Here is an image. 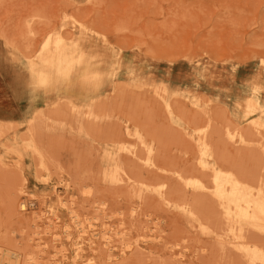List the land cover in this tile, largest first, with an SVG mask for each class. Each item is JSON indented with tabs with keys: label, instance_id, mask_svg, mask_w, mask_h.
<instances>
[{
	"label": "rangeland",
	"instance_id": "obj_1",
	"mask_svg": "<svg viewBox=\"0 0 264 264\" xmlns=\"http://www.w3.org/2000/svg\"><path fill=\"white\" fill-rule=\"evenodd\" d=\"M0 45V264H264V0H0Z\"/></svg>",
	"mask_w": 264,
	"mask_h": 264
},
{
	"label": "clouds",
	"instance_id": "obj_2",
	"mask_svg": "<svg viewBox=\"0 0 264 264\" xmlns=\"http://www.w3.org/2000/svg\"><path fill=\"white\" fill-rule=\"evenodd\" d=\"M69 78L70 73H65L62 66L58 67L54 59L49 64L38 67L34 74H29L31 88L38 93L54 90L67 83ZM105 81L106 75L91 66L85 67L80 77V84L93 92L100 91L105 86Z\"/></svg>",
	"mask_w": 264,
	"mask_h": 264
},
{
	"label": "crops",
	"instance_id": "obj_3",
	"mask_svg": "<svg viewBox=\"0 0 264 264\" xmlns=\"http://www.w3.org/2000/svg\"><path fill=\"white\" fill-rule=\"evenodd\" d=\"M24 75L14 63L3 56L0 45V119L17 121L21 118L25 105L14 97L12 87H19Z\"/></svg>",
	"mask_w": 264,
	"mask_h": 264
},
{
	"label": "bare ground",
	"instance_id": "obj_4",
	"mask_svg": "<svg viewBox=\"0 0 264 264\" xmlns=\"http://www.w3.org/2000/svg\"><path fill=\"white\" fill-rule=\"evenodd\" d=\"M4 47H5V49H6V51L13 57V58H15V59H17V60H19V55H18V53L16 52V51H13L12 49H10V47H9V45L8 44H4ZM19 61H21V60H19ZM50 62L47 60V58H44L43 60H41V62H40V64L38 65H36L35 66V70L38 68V67H40L41 65H46V64H49ZM24 64V63H23ZM57 64V63H56ZM26 65V64H25ZM27 66H33V63H30L29 62V65H27ZM57 66L58 67H60V65L59 64H57ZM202 70L200 69V68H197L196 69V71L194 72L196 75L198 74V73H200ZM245 77V76H244ZM244 77H242V76H240V78H239V81H237L238 82V84H247V83H251V82H255L257 79H258V77L256 76V75H251V77L250 78H244ZM247 77V76H246ZM241 78H243L244 80L242 81V80H240ZM18 207L19 208H22V206H21V204H19L18 205ZM4 264H11V261L9 260V259H6V261L5 262H3Z\"/></svg>",
	"mask_w": 264,
	"mask_h": 264
}]
</instances>
